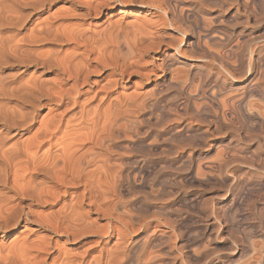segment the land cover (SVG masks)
Here are the masks:
<instances>
[{"label":"bare ground","instance_id":"bare-ground-1","mask_svg":"<svg viewBox=\"0 0 264 264\" xmlns=\"http://www.w3.org/2000/svg\"><path fill=\"white\" fill-rule=\"evenodd\" d=\"M58 1H82L83 17H106V26L73 35L77 47L69 55L13 44L23 9ZM116 7V16L135 13V22L113 20ZM262 23L264 0H0V241L14 243L0 249V264H175L172 237L161 229L171 220L190 225L177 237L185 264H264V249L254 256L256 229L242 209L264 183V176L253 180L264 175ZM51 24L39 38L63 37ZM165 29L187 36L186 47L179 48L182 38L175 46ZM161 48L156 63L152 54ZM245 52L257 55L259 68L248 61L240 74ZM178 57L200 62L182 63L181 83L173 69ZM150 81L153 97L137 91ZM153 109L158 116L150 125ZM235 120L241 132L234 136ZM218 149L222 162L214 166L207 157ZM241 161L245 171L227 182L224 171ZM171 169L184 172L189 185L229 184L233 191L228 198L212 188L207 195L167 191ZM150 175L160 176L157 192L126 193L130 181L139 178L143 188ZM201 203H209L210 214ZM182 209L197 216L175 220ZM200 218L205 222L196 226ZM220 219L228 236L214 229ZM236 232L240 245L229 240ZM109 237L111 245L103 241Z\"/></svg>","mask_w":264,"mask_h":264},{"label":"rangeland","instance_id":"rangeland-1","mask_svg":"<svg viewBox=\"0 0 264 264\" xmlns=\"http://www.w3.org/2000/svg\"><path fill=\"white\" fill-rule=\"evenodd\" d=\"M89 1H94V0H89ZM82 2V1H81ZM80 2V4H78L77 5V3L75 4V5H72V6H69L70 4H67V3H65L64 1H58V2H56V3H54V4H52V5H48V4H46V5H44L41 9L39 8V9H34V7H30V5L26 8V9H23L22 10V12H21V14L19 15L20 16V21H21V23H22V29L20 30V32H19V34H18V36L14 39V42H13V44H16V45H25V46H31L32 48H36L39 52H48V51H51V50H55L56 52H59L58 53V55L59 56H61L62 54H64V55H69L71 52H73V50L77 47L76 46V43L74 42V40L73 39H71L72 38V36L73 35H75V34H78V33H87V34H90V33H93V32H97V30L98 31H102L103 30V28L106 26V23H105V18L106 17H102V18H94V17H83V8L82 7H80V6H83V3H81ZM85 2H87V1H85ZM82 4V5H81ZM80 5V6H79ZM120 9V7H116L113 11H112V19L114 20V19H121V21H123V23L125 22V23H132V22H135L134 20H136V14L135 13H133V12H124V13H122V15L120 16V15H118V16H116L117 15V12H118V10ZM139 16H142V15H139ZM134 17V18H133ZM49 23H52L53 24V27H61V29H62V31H61V33H62V36L63 37H60V38H58V39H55V35L57 34V33H59V32H57V33H55L52 37L53 38H48L47 40H44V39H41V38H39V36H38V34L36 33V32H39L40 30H41V28H43L44 26H47ZM51 24V25H52ZM262 25H264L263 23H262ZM253 28H254V26H253ZM256 28V27H255ZM254 28V29H255ZM38 29V30H37ZM94 30V31H93ZM166 30V31H165ZM164 31H162V32H164V33H166L165 35L167 36V35H170L171 34V36H173L174 37V45L176 46L177 44H178V40L180 39V38H182L183 39V41L179 44V48L180 49H183V48H185L186 47V44H187V42H188V37L187 36H183L180 32H176L175 30H170V29H165ZM170 30V31H169ZM253 30V29H252ZM36 33V34H35ZM35 34V35H34ZM71 34V35H70ZM71 36V37H70ZM176 36V37H175ZM182 36V37H181ZM65 37V38H64ZM38 38V39H37ZM24 39V40H23ZM29 39H31V40H29ZM16 40V41H15ZM33 42V43H32ZM177 43V44H176ZM35 45V46H34ZM79 47H81V45H79ZM164 47V46H163ZM82 48V47H81ZM78 49V51L80 50H83V49ZM77 51V50H76ZM77 51V53H80V51L78 52ZM164 51V48H161V50L158 52V53H154V54H152V55H154V59L156 60V63H157V60H158V58H160L161 57V54H162V52ZM82 52V51H81ZM262 54H263V52H261ZM244 54V55H243ZM242 54V57H241V65H243L242 67H236L237 68V72H243V73H245L246 72V69H247V66H248V63L251 61V63H252V68L253 69H258L259 68V62H258V58H257V55H252V56H250V55H248V53L247 52H245V53H243ZM245 56H249V58H247V57H245ZM254 58V59H253ZM256 58V59H255ZM178 60L176 61V63H174L175 65H173V69L174 70H176V72L178 71L179 73H176V75L178 76H180V78L179 77H177V79H175V80H177L176 82L177 83H181V81H182V78H183V80L185 79L184 77V72H186V70H187V68L182 64V63H194L193 61H187V60H183V59H181V58H177ZM154 60V61H155ZM252 60H253V62H252ZM249 61V62H248ZM195 63H197V64H200V62H195ZM194 63V64H195ZM244 63V64H243ZM257 64V65H256ZM245 65H247V66H245ZM261 67L263 66L264 67V65H260ZM262 67V68H263ZM261 68V69H262ZM242 71H241V70ZM243 69H245V70H243ZM240 70V71H239ZM240 73V74H241ZM175 78H176V76H175ZM242 78V77H241ZM241 78L239 77V79L238 80H240L239 82L241 83V82H245L244 80H243V78H242V80H241ZM156 80L157 79H159L158 77H156L155 78ZM134 81H135V79H133ZM133 80H131L130 81V83H128V85H127V89L124 91L123 90V92H124V94L125 95H129L131 92H132V89L131 88H129V87H131L132 86V81ZM133 81V82H134ZM153 82V81H152ZM152 82L150 81L149 83H143V84H140L139 85V87H137V91L139 92V93H148V96L150 97H153V95L151 94V92L149 93V89L151 88V84H152ZM246 83V82H245ZM245 83H241L242 85L243 84H245ZM172 90L170 89V90H168V92L166 93L165 92V94L164 95H168V94H170V92H171ZM236 91H238V92H235V91H230L231 93H233V94H238L239 93V91H240V93H241V91H242V88L240 89V90H236ZM128 92V93H127ZM230 92L229 93H227V94H230ZM239 93V94H240ZM233 94H230V95H233ZM165 100V99H164ZM156 110L155 109H153L152 110V112L150 111V115H148V121L150 122H148L150 125L151 124H154L155 122H154V120L156 121V119H157V112H155ZM264 112V111H263ZM142 114H144V113H142ZM141 114V112L139 113V115H142ZM264 114V113H263ZM42 115H44L43 113H42ZM238 121H236L235 120V122L233 121V125H232V127H231V129H232V134L235 136L239 131L241 132V129L239 130L238 129V126H239V122L237 123ZM143 126V125H142ZM142 126H140V128H142ZM237 126V127H236ZM238 130H237V129ZM132 135V136H131ZM129 137H131V138H129ZM129 137H128V140H132V139H134V135L133 134H131L130 133V135H129ZM150 140V141H149ZM147 141V143H149V144H151V143H154V142H152L153 141V139L151 140V139H148V140H146ZM237 146L238 145H236V147L235 148H237ZM238 150L240 149H244V147L243 146H238V148H237ZM239 150V151H240ZM218 151V152H217ZM212 152H214L213 154H212ZM212 152H210V154L208 155V157H207V160L209 159V160H212V164H214V166H216V165H220L221 164V162H222V160L220 159L222 156H218V155H220V150L218 149V150H216V152L215 151H212ZM219 153V154H218ZM212 154V155H211ZM211 155V156H210ZM211 158V159H210ZM213 158V159H212ZM245 160V159H244ZM247 160V161H246ZM245 161H246V165L248 164L249 165V160L248 159H246ZM245 161H241V162H237V163H233V164H230V165H228V167L226 168V170L224 171V175H226L225 177H226V179H227V182L228 181H231V179L234 177V176H241L242 175V172H244L245 171V169H246V167L248 166H246L245 165ZM218 162H219V164H218ZM248 162V163H247ZM241 163V164H240ZM243 163V164H242ZM230 166V167H229ZM236 167H238V169H236ZM174 168H176V166L174 167ZM201 168H203V167H201ZM228 169V170H227ZM233 169V170H232ZM176 170H177V172H176ZM201 170V169H200ZM202 171H205V169L203 168L202 169ZM201 171V172H202ZM227 171V172H226ZM232 171V172H231ZM170 172H172V173H170ZM207 172V170L205 171V173ZM240 172V173H239ZM165 173H167V171L165 172ZM204 173V172H203ZM225 173H227V174H225ZM238 173V174H237ZM168 174H169V176H170V179H169V181H172V183L171 182H169L168 181V186H167V184H166V189H167V191H170V190H172L171 192H188V193H201V194H204V195H207V192H208V190H210L211 188V190H213V191H216L217 192V190H218V192L219 193H223V196H224V194H225V196L228 198L229 197V195L231 194V192L233 191V189H231L232 188V186H230L229 184L228 185H225V187H224V185H222L221 184V186L219 185L220 183H217V184H212L213 185V187H212V185H206V186H199L198 187V185L197 184H193V185H189L188 183H184L183 181H181L182 180V177H183V174H184V172L182 173V171L180 170V169H175V171H172V169H171V171H169L168 172ZM237 174V175H236ZM261 174V175H260ZM258 176H259V178H258V176H256L255 178H253V180H255L256 179V181H259V180H261L262 178H263V174L262 173H258L257 174ZM172 176H174V177H172ZM177 176V177H176ZM150 178H147L146 180L148 181H145V183H147V184H145V186L146 187H143V188H141L142 186L140 185V181H139V178H136L134 181H130V184H131V187L128 185V186H126L125 187V191H126V193L127 194H129L130 196H135L137 193L139 194L140 192H141V194H139V195H136L135 197H139L140 196V198L142 197L141 195L144 193V195L143 196H145V195H147V194H154L155 192H157L158 191V185H156L157 183H158V180H159V175H150L149 176ZM151 178L153 179V180H151ZM158 178V179H157ZM174 178V179H173ZM179 178V179H178ZM181 178V179H180ZM229 178V179H228ZM150 179V180H149ZM178 179V180H177ZM174 180H176V181H178V182H175ZM137 181V182H136ZM152 181V182H151ZM174 181V182H173ZM181 182V183H180ZM151 183V184H150ZM170 183V184H169ZM175 183H178V184H175ZM150 184V185H149ZM186 184H188V185H186ZM135 185V186H134ZM169 185H171V186H169ZM197 185V186H196ZM216 185V186H215ZM140 188H139V187ZM148 186H150V187H148ZM152 186V187H151ZM174 186V187H173ZM194 186V187H193ZM218 186V187H217ZM172 187H173V189H172ZM185 187V188H184ZM209 187V188H208ZM219 187H221L220 189H219ZM133 188V189H132ZM150 189V191L148 190V189ZM156 188V189H155ZM179 188V189H178ZM181 188H184L185 190L183 191V189H182V191L180 190ZM227 188V189H226ZM234 188V187H233ZM128 189H129V191H128ZM142 189V190H141ZM151 189H152V191L153 190H155L154 192H152L151 191ZM187 189V190H186ZM262 189V190H261ZM131 190H133V191H131ZM145 190V191H144ZM232 190V191H231ZM260 190L263 192H261V194H260ZM134 192V193H133ZM143 192V193H142ZM150 192V193H149ZM258 193V195H257V193ZM254 191V192H252L251 194L253 195H251L250 194V197H251V199H247L245 202H242V205L244 204V206H243V208L242 209H245V213L248 215V221L252 224V225H254L255 226V229H256V236H253L252 238H251V240H252V242H254V243H256L257 244V250H258V253H256L254 256H258L259 255V253H262L261 251H262V249H264V245H262L261 244V241H262V243L264 244V231L262 232V230H264V220H263V218H264V183L262 184V187L258 190V191ZM228 193V194H227ZM260 194V195H259ZM255 195L258 197H255ZM263 195V196H262ZM254 197H255V199H254ZM260 198H262V200H259ZM252 200V201H251ZM254 200V201H253ZM257 200V201H256ZM260 201V202H259ZM262 201V202H261ZM246 202H248V204L250 205V207H253L252 209L248 206V204L246 203ZM253 203L252 205H251V203ZM256 205V206H255ZM260 207H259V206ZM207 206H209L208 208H207ZM247 206V207H246ZM203 207V208H202ZM206 207V208H205ZM248 207L250 208L249 210H247L248 209ZM247 208V209H246ZM262 208V210H260V209ZM199 209L202 211V213L203 212H205V213H211V208H210V205H209V203H208V205H207V203H201L200 204V207H199ZM209 209V210H208ZM205 210V211H204ZM209 212H208V211ZM256 210V211H255ZM189 211V212H188ZM187 211V209H182V211L180 212V213H178L175 217V220L177 219V217H178V219H177V221H179V219L181 218V217H183V216H185V214L187 215H191V216H193V218H195L194 216H197L196 214H193L194 212H192V211H190V210H188ZM207 211V212H206ZM254 211V212H253ZM253 212V213H252ZM263 212V213H262ZM183 213V214H182ZM204 213V214H205ZM263 215H262V214ZM179 214H180V216H179ZM251 217V218H250ZM262 217V218H261ZM160 218H163V217H160ZM254 218V219H253ZM201 219V220H200ZM200 219H197V223L195 224L196 226H198V225H202L203 224V222H205L204 220L205 219H202V218H200ZM254 220V221H253ZM261 220V221H260ZM263 220V221H262ZM200 221V222H199ZM155 222H161L160 220L159 221H156L155 220ZM171 222H173V223H170V225L168 226V227H166V226H161L162 228V230L164 231V233H166V235L168 236V237H172V238H170L171 240H169V241H171L170 242V244H168L170 247L171 246H173L172 247V252H173V255L175 256V255H177V259H176V262H175V264H185V261H184V257H183V255L181 254V252L178 250V248H179V246H180V244H181V238H180V234H182V233H186V230H189L190 228V225L189 224H184V225H182L183 227L182 228H184V229H182L181 228V225L179 224L178 225V223H174V221H172L171 220ZM259 222V223H258ZM105 224V221H103V222H101L100 224L102 225V224ZM199 223V224H198ZM263 223V224H262ZM103 224V225H104ZM161 224V223H160ZM176 224V225H175ZM218 224V225H217ZM173 225V226H172ZM220 225H221V227H220ZM260 225H261V227H260ZM175 226V227H174ZM178 226V227H177ZM219 228H218V227ZM257 226L259 227V229L257 228ZM177 229V231H176V229ZM262 228V229H261ZM174 229V230H173ZM179 229H182V231L181 230H179ZM214 229H217L219 232H221L222 234H225L226 236H228L227 235V231H226V225H224V219H220V222H216V224L214 225ZM221 229V230H220ZM258 229V230H257ZM185 230V231H184ZM171 231V233H169ZM240 232V231H239ZM259 232V233H258ZM173 233H174V235H173ZM177 235H176V234ZM178 233H179V235H178ZM235 235H233V234H231L228 238H229V240L232 242V241H236V243H238L237 245H240L241 244V240H239V239H241L242 237H240V235H241V233H238V232H236V233H234ZM238 234V235H237ZM240 234V235H239ZM170 235H173V236H170ZM234 237H233V236ZM262 235V236H261ZM176 236V237H175ZM242 236V235H241ZM180 238V239H178V238ZM237 237V238H236ZM238 237H239V239H238ZM256 237V238H255ZM263 237V238H262ZM33 238V237H32ZM129 238H130V240H137V239H139V236L137 235H133V234H131L130 236H129ZM258 238V239H257ZM261 238V239H260ZM109 239V240H108ZM169 239V238H168ZM173 239V240H172ZM254 239H255V241H254ZM263 239V240H262ZM13 238H3V242H1L0 241V249H3V248H6L7 246H10V244L12 243V245L14 244L13 243ZM238 240V241H237ZM257 240V241H256ZM103 241L104 242H106V243H109L110 245L111 244H113V241H115V239L113 238V237H109V238H103ZM258 242H259V244H258ZM179 244V245H178ZM11 245V246H12ZM178 245V246H177ZM206 244H204V246H205ZM260 245L262 246V247H260ZM201 246V247H200ZM199 247H198V250H200V248H203V245H200ZM175 247V248H174ZM176 248H177V250H176ZM152 248L150 247H148V252H151V253H157V251L158 250H156L155 248H154V250L152 249ZM158 249V248H157ZM151 250V251H150ZM156 250V251H155ZM154 251V252H153ZM179 252H180V255H179ZM182 255V256H181ZM182 257V258H181ZM182 260H181V259ZM256 258V257H255ZM258 258V257H257ZM213 260H214V262H217L218 260H216L215 258H213ZM179 261H180V263H179ZM252 261H254V260H252ZM255 262H256V264H258L257 263V261H256V259H255ZM217 263H219V262H217ZM254 263V262H253ZM255 264V263H254Z\"/></svg>","mask_w":264,"mask_h":264}]
</instances>
